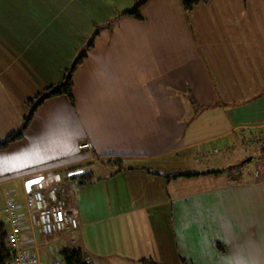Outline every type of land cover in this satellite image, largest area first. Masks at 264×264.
I'll return each instance as SVG.
<instances>
[{
  "label": "crops",
  "instance_id": "obj_1",
  "mask_svg": "<svg viewBox=\"0 0 264 264\" xmlns=\"http://www.w3.org/2000/svg\"><path fill=\"white\" fill-rule=\"evenodd\" d=\"M135 2L0 0V139L98 32L74 104L45 100L0 149V223L10 229L14 199L21 245L43 264L66 246L90 264H264V0L189 11L148 0L141 19L123 15ZM32 187L76 207L78 229L40 232L25 205Z\"/></svg>",
  "mask_w": 264,
  "mask_h": 264
},
{
  "label": "trees",
  "instance_id": "obj_2",
  "mask_svg": "<svg viewBox=\"0 0 264 264\" xmlns=\"http://www.w3.org/2000/svg\"><path fill=\"white\" fill-rule=\"evenodd\" d=\"M147 1L148 0H136L135 5L131 9L124 10L122 14L131 15L135 18L141 19L142 16L140 13V9ZM208 1L209 0H182V4L184 8L187 11H189L192 10L195 5L201 2H208ZM97 34L98 32L96 31L93 34L89 44L86 46V48H84L80 52L75 62L65 70L61 83H59L58 85L46 87L41 92L37 93L33 98L28 99L30 111L25 116L22 126L18 130L9 133L4 139H0V149H5L11 143L21 140L24 137L27 128L29 127V125L31 124L34 118L35 111L45 100L55 96L63 95L66 96L72 104H74V98H73L74 73L78 65L81 64L83 59L86 57L87 50L90 49L91 46H93L94 38ZM208 173H219V171H210L205 173H198V172L176 173L172 176L191 177V176H198L201 174H208ZM75 178L78 180L80 184L83 185L92 183L94 181V177L91 172L77 175ZM7 234L8 231L6 225L4 223H0V264H10L11 261V254L7 246ZM60 255L61 258L66 262V264H90L86 260L83 250L80 246H66L61 250Z\"/></svg>",
  "mask_w": 264,
  "mask_h": 264
},
{
  "label": "built area",
  "instance_id": "obj_3",
  "mask_svg": "<svg viewBox=\"0 0 264 264\" xmlns=\"http://www.w3.org/2000/svg\"><path fill=\"white\" fill-rule=\"evenodd\" d=\"M92 143L85 141L79 144V149H92ZM42 178L43 176H38ZM37 177V178H38ZM25 205L31 216L35 219L38 230L47 235L69 234L79 227L78 211L76 207L54 206L49 203L47 196L34 187L26 192ZM17 205L14 199H9L6 203V218L10 224L7 234V246L11 254L10 264H43L35 254H31L21 245V225L20 218L16 211ZM46 264H66V262L56 257Z\"/></svg>",
  "mask_w": 264,
  "mask_h": 264
},
{
  "label": "rangeland",
  "instance_id": "obj_4",
  "mask_svg": "<svg viewBox=\"0 0 264 264\" xmlns=\"http://www.w3.org/2000/svg\"><path fill=\"white\" fill-rule=\"evenodd\" d=\"M261 147H263V149H261L260 151H261V157L264 155V144L263 145H261ZM263 150V151H262ZM264 158V157H263ZM250 159V157L249 156H247V160H249ZM243 161V160H242ZM183 163H189V166H188V169H191L192 168V166H194V165H198V162H194V161H183L182 162V165H184ZM241 163V162H240ZM247 164H252V161H250V162H248ZM185 166V165H184ZM182 169H184V168H182ZM234 170H236V167H234L233 168ZM228 172H232V171H230V170H228Z\"/></svg>",
  "mask_w": 264,
  "mask_h": 264
},
{
  "label": "water",
  "instance_id": "obj_5",
  "mask_svg": "<svg viewBox=\"0 0 264 264\" xmlns=\"http://www.w3.org/2000/svg\"><path fill=\"white\" fill-rule=\"evenodd\" d=\"M250 159H252V158L250 157ZM250 159H249V160H250ZM246 161H248V160L246 159L245 162H246ZM245 162H243V163H245Z\"/></svg>",
  "mask_w": 264,
  "mask_h": 264
}]
</instances>
